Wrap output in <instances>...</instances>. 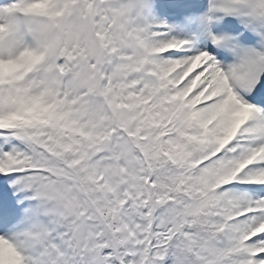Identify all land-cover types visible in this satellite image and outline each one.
Instances as JSON below:
<instances>
[{
  "label": "snow or ice",
  "instance_id": "snow-or-ice-1",
  "mask_svg": "<svg viewBox=\"0 0 264 264\" xmlns=\"http://www.w3.org/2000/svg\"><path fill=\"white\" fill-rule=\"evenodd\" d=\"M0 264H264V0H0Z\"/></svg>",
  "mask_w": 264,
  "mask_h": 264
}]
</instances>
